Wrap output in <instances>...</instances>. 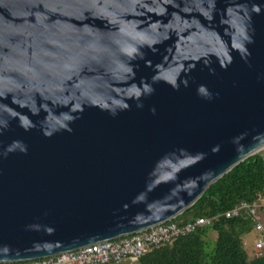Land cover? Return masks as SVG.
Masks as SVG:
<instances>
[{
    "label": "water",
    "instance_id": "95a60500",
    "mask_svg": "<svg viewBox=\"0 0 264 264\" xmlns=\"http://www.w3.org/2000/svg\"><path fill=\"white\" fill-rule=\"evenodd\" d=\"M263 147L264 0H0V264L174 220Z\"/></svg>",
    "mask_w": 264,
    "mask_h": 264
},
{
    "label": "trees",
    "instance_id": "16d2710c",
    "mask_svg": "<svg viewBox=\"0 0 264 264\" xmlns=\"http://www.w3.org/2000/svg\"><path fill=\"white\" fill-rule=\"evenodd\" d=\"M240 203L264 205L262 155L240 163L173 221L184 224L204 217L213 219L211 226L151 249L137 264H264V254L250 257L243 248L242 238L254 230L251 217L244 213L235 219L223 216ZM256 217L263 226L260 236L264 237V206L257 210ZM210 233L215 234L213 241Z\"/></svg>",
    "mask_w": 264,
    "mask_h": 264
},
{
    "label": "built area",
    "instance_id": "2783aa9c",
    "mask_svg": "<svg viewBox=\"0 0 264 264\" xmlns=\"http://www.w3.org/2000/svg\"><path fill=\"white\" fill-rule=\"evenodd\" d=\"M264 205L240 203L224 213L225 219H235L241 214L251 217L254 230L263 233V226L257 221V210ZM174 220L159 224L150 229L115 240L104 241L74 251L58 254L44 259L8 264H120L125 260L139 259L151 249L171 243L203 227L211 226L213 219L197 218L187 223ZM264 254V237H259L254 244V257Z\"/></svg>",
    "mask_w": 264,
    "mask_h": 264
},
{
    "label": "rangeland",
    "instance_id": "374dc122",
    "mask_svg": "<svg viewBox=\"0 0 264 264\" xmlns=\"http://www.w3.org/2000/svg\"><path fill=\"white\" fill-rule=\"evenodd\" d=\"M262 156L264 157V154ZM259 237H260V234L258 232H256L255 230H253L251 233L245 235L242 238L243 248H244V251L247 253L248 256H250V257L253 256L254 244L256 243V241ZM209 238L211 241H213L215 238V234L210 233ZM121 264H132V263H130V261L125 260ZM134 264H137V263H134Z\"/></svg>",
    "mask_w": 264,
    "mask_h": 264
},
{
    "label": "bare ground",
    "instance_id": "6f19581e",
    "mask_svg": "<svg viewBox=\"0 0 264 264\" xmlns=\"http://www.w3.org/2000/svg\"><path fill=\"white\" fill-rule=\"evenodd\" d=\"M257 153L263 155L264 154V147L261 148Z\"/></svg>",
    "mask_w": 264,
    "mask_h": 264
}]
</instances>
